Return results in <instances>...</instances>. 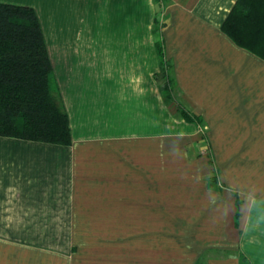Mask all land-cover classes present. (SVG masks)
<instances>
[{
    "label": "crops",
    "instance_id": "crops-1",
    "mask_svg": "<svg viewBox=\"0 0 264 264\" xmlns=\"http://www.w3.org/2000/svg\"><path fill=\"white\" fill-rule=\"evenodd\" d=\"M235 1L0 0L37 14L71 134L0 136V264H264V60L221 30Z\"/></svg>",
    "mask_w": 264,
    "mask_h": 264
},
{
    "label": "trees",
    "instance_id": "trees-1",
    "mask_svg": "<svg viewBox=\"0 0 264 264\" xmlns=\"http://www.w3.org/2000/svg\"><path fill=\"white\" fill-rule=\"evenodd\" d=\"M158 23L156 13L155 24ZM221 30L236 45L264 60V0H236ZM158 49L162 51L160 45ZM175 104L181 118L203 125L199 116L178 102ZM0 136L60 145L71 142L68 114L38 16L29 6L3 2H0Z\"/></svg>",
    "mask_w": 264,
    "mask_h": 264
},
{
    "label": "rangeland",
    "instance_id": "rangeland-1",
    "mask_svg": "<svg viewBox=\"0 0 264 264\" xmlns=\"http://www.w3.org/2000/svg\"><path fill=\"white\" fill-rule=\"evenodd\" d=\"M159 1H165V0H159ZM165 64H163L162 66V70L160 71L158 78H159V82L160 85L162 86V89L164 90V94L165 97L168 101H172L174 103L180 101L181 98V94L178 90V88L176 87L175 83H174V79L172 77V73H171V68L168 67V64L166 62H164ZM176 101V102H175ZM180 105H182L181 103H179ZM202 131L205 130V128L202 126Z\"/></svg>",
    "mask_w": 264,
    "mask_h": 264
}]
</instances>
